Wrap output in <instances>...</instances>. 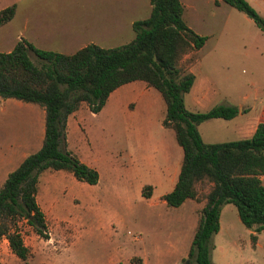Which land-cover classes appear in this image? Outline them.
<instances>
[{"label": "rangeland", "instance_id": "374dc122", "mask_svg": "<svg viewBox=\"0 0 264 264\" xmlns=\"http://www.w3.org/2000/svg\"><path fill=\"white\" fill-rule=\"evenodd\" d=\"M137 2L140 8L134 9V17H146L148 0ZM182 2L183 20L206 39L199 49L182 55L177 66L182 71L191 67L199 78L201 71L207 72L206 86L215 91L217 102H242L254 89H264V33L242 12L226 3L214 7L211 0ZM12 4L15 5L12 18L0 26V51H9L22 38L37 48L70 54L88 40L82 35L66 45L74 27L88 20L92 11L89 0H0V10ZM112 8L117 9L114 5ZM124 40L112 38L100 42L105 47ZM28 56L33 63H39L31 51ZM10 101L16 102L0 99L1 147L12 145L15 138H30V133L36 136L39 129L34 115L40 111L38 105ZM28 104L33 105L32 114L27 110ZM219 123L197 125L204 142L239 139L235 130ZM68 135L73 152L85 154L80 130L75 128ZM104 138L113 151L119 146L135 145L119 131L106 137L96 133V144H102ZM100 174L101 180L94 186L76 181L71 175V178L61 176L57 186L41 180V190L46 188V191L39 200L45 210H49V214L44 215L47 238L36 234L24 218L6 220L9 231L20 235L27 248V258L20 260L3 243L0 244V264H195L186 256L197 221L191 203L170 208L155 203L156 192L149 201L141 198L142 188L135 186L134 174L115 177L114 186L119 194L115 195L113 176L103 168ZM209 188L208 182H197L196 199H203ZM87 192L91 197L86 196ZM225 222L229 225L228 231ZM245 229L235 208L229 204L221 216V232L210 239L213 247L214 243L217 245L215 252L213 248L212 253L210 251L211 264H264V233L254 251ZM251 256H255V260Z\"/></svg>", "mask_w": 264, "mask_h": 264}, {"label": "trees", "instance_id": "16d2710c", "mask_svg": "<svg viewBox=\"0 0 264 264\" xmlns=\"http://www.w3.org/2000/svg\"><path fill=\"white\" fill-rule=\"evenodd\" d=\"M242 12L264 32V18L246 0H221ZM214 5L218 0H212ZM146 17L131 23L133 37L113 46L88 43L70 54L37 48L20 38L6 52L0 51V97L38 105L44 111L40 147L25 156L0 186V236L20 260L27 248L6 220L24 218L34 232L46 236L44 216L35 201L37 178L41 171L64 170L81 182L95 184L97 171L80 162L66 150L65 121L81 102L95 113L116 87L134 80L157 90L165 105L161 121L173 131L182 151L176 182L162 196L165 205L177 207L185 199H196L195 184L206 181L209 190L198 211L186 256L195 264H211L210 241L218 230L220 208L232 204L241 224L255 234L264 230V122L256 125L248 138L206 143L197 125L207 119L228 120L238 110L230 104H216L205 111H191L183 104L194 75L182 71L177 62L189 51L199 49L206 37L193 31L183 20L180 0H149ZM15 5L0 10V26L14 14ZM28 51L39 60L33 63ZM149 185L142 196L149 195Z\"/></svg>", "mask_w": 264, "mask_h": 264}, {"label": "crops", "instance_id": "0c3cea01", "mask_svg": "<svg viewBox=\"0 0 264 264\" xmlns=\"http://www.w3.org/2000/svg\"><path fill=\"white\" fill-rule=\"evenodd\" d=\"M113 1L115 2V0H89L92 11H90L88 20L74 27L72 30L73 33H70L71 35L66 40V45L73 42L72 38L82 35L87 37L88 40L80 45V47L88 43H94L104 47L100 42L101 39L105 41L112 38H119L120 40L126 39L120 42V44L132 39L131 23L133 20L139 19L134 17L133 12L137 7L139 9L140 5L138 2L136 3V0H130L129 2H127V0H118L115 4H113ZM246 1L257 13L264 17V0ZM180 2L184 8L182 0H180ZM222 3L224 2L218 0V4L214 5V7H219ZM113 5L116 6L117 9L113 10ZM259 31L264 33L261 30ZM13 45L11 47H13ZM60 53L66 54L65 52ZM206 60L209 62V59ZM187 71L193 74L191 67L187 68ZM193 75V83L190 89L183 95V104L186 109L191 111H205L216 104H230L236 106L238 110L237 114L228 120L212 118L199 124L215 122L219 125V122H223L221 123L222 125L231 127L232 130L236 131L239 139H241L248 138L253 133L256 125L260 122H264V89L261 91L254 89L253 92L249 93L248 97L244 96L242 102L221 103L215 100V91L206 86V83L209 82V75L207 72L201 71L200 78L197 74ZM0 99L2 101L4 99L5 102H16L10 101V99L14 98L0 97ZM21 102L22 101L18 102V104L21 105ZM27 106L28 112L32 114L33 105L28 104ZM164 114L165 105L157 90L148 86L144 81H130L113 89L108 94L103 106L98 112H91L87 105L81 102L78 108L71 112L66 118L64 147L70 152L75 153V151L73 152L71 149L68 132H72L77 128L81 132L80 140L85 143V154L78 153L77 155L75 153L76 157L80 162L94 168L98 173L97 182L88 185L94 186L100 182V171L101 168H103L108 175L114 177H112L113 179L111 178L114 183L113 189L116 193L114 194L119 195L117 193L118 190L114 186L117 183V178L115 177L134 174L133 180L137 189H141L145 185L151 186L149 195L144 197L140 192V197L149 201L153 197L154 192H156L155 203L165 205L162 196L169 192L176 182L182 151L175 141L173 131L161 124ZM34 115L36 117L37 126H39L36 136L32 137L30 133V138L22 136L21 139H12V145L5 144L4 147L0 145V186L9 172L16 168L25 156L36 151L41 145L43 134V109L40 107L39 113ZM116 126H118V129ZM117 131L123 133L127 139L130 138L133 140L135 145L131 143L128 148L126 146H119L118 150L113 151L108 144H105L107 141L106 138H104L102 144H96V133H99L101 137H106L107 134L111 135ZM115 149H117V146H115ZM118 155L119 158L117 157ZM63 171L64 170L45 169L38 175L35 201L42 211L43 216L46 213L49 214V210H45L39 200L46 191V188L41 190V180L46 181V183H52L53 186H57L61 176H72L70 172ZM259 179L264 185V175H260ZM86 196L91 197V193L87 192ZM86 199H88V197H86ZM90 200L91 199H88V201ZM186 202L191 203V208L198 216V211L204 204V198L199 200L188 198L179 206L170 208H180L186 204ZM227 206H229V204H224L220 208L218 230L213 235L215 236L214 238L221 232V216ZM225 230H229L227 222H225ZM251 233L254 232L250 229H245V236L249 237ZM263 233L264 230L255 234L256 238L251 250H257L259 239ZM3 243L7 244V240L4 235H1L0 244ZM234 243L236 244L235 241ZM215 250H217V245L214 243L212 251L215 252ZM250 258L255 260V256H251Z\"/></svg>", "mask_w": 264, "mask_h": 264}]
</instances>
